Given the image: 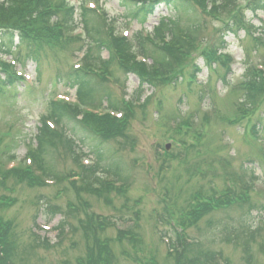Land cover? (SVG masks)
<instances>
[{"label": "rangeland", "instance_id": "obj_1", "mask_svg": "<svg viewBox=\"0 0 264 264\" xmlns=\"http://www.w3.org/2000/svg\"><path fill=\"white\" fill-rule=\"evenodd\" d=\"M250 2L194 0L188 11L159 7L135 23L120 6L121 0H65L66 6L55 12L59 19L49 44L17 49L14 64L10 57H0V223L2 231L12 226L13 237L25 253L24 264H79L86 253L92 258L88 248L93 241L76 227L81 211L73 212L76 220L69 219L62 229L58 228L62 217L45 212L48 205L60 210L76 205L75 195L81 196L89 213L98 216L93 219L96 241L108 244L112 251L109 264H173L167 257L166 240L173 237L169 215L183 218L182 211L189 213L190 207L195 209L229 189L232 200L235 197L232 206L203 216L187 233L206 251L221 252L230 264H264V252L258 251L264 240V44L254 40L264 41V10L254 13L258 7L248 6ZM80 8L106 18L110 31L132 41L135 53L141 48L134 37L140 32L149 36L159 21L166 25L170 21L180 33L175 43L187 42L189 36L193 40L183 49L172 42L178 61L157 86H145L139 92V80L125 76L119 63L101 65L100 60L107 59L105 52L95 57L94 50L91 58L82 59L85 48L81 50L83 43L75 37L79 29L74 30L81 26ZM60 26H66L65 35ZM221 38L226 49L218 53ZM147 41L143 39L142 49L144 65L149 67L151 51L155 58L160 52ZM142 60L135 57L138 63ZM5 69L23 83L11 81L5 86ZM78 72L91 74L85 77L93 88L92 108L87 109L104 114L106 94L114 103L130 108L122 139H109L100 146L75 125L74 137L64 133L76 140L83 163L95 159L91 150H99L102 168L111 164V170L120 168L119 181L126 187L115 191L125 193L112 192L108 201L76 192L63 179L79 172L78 160L61 146L50 149L46 158L48 168L60 179L54 183L43 179V185L28 158L37 147V129L48 121L54 105L76 104L74 76ZM167 144L170 148L165 152ZM12 170L23 172L29 181L6 178ZM74 186L78 189L81 183L76 180ZM210 222L225 228L211 227ZM164 232L168 235L161 237ZM119 233L132 235L134 243L119 242ZM224 235H229L228 241L222 239ZM43 240L49 249L34 246ZM245 242L250 245L251 262L244 260Z\"/></svg>", "mask_w": 264, "mask_h": 264}, {"label": "trees", "instance_id": "obj_2", "mask_svg": "<svg viewBox=\"0 0 264 264\" xmlns=\"http://www.w3.org/2000/svg\"><path fill=\"white\" fill-rule=\"evenodd\" d=\"M193 1L194 0H121L120 6L123 7L126 14L131 16L133 20L138 21L149 15L155 14L156 10L162 6L165 8L188 11L189 8L192 7ZM199 1L200 0H195L196 3ZM54 4H58L59 6ZM252 4H255L258 8H260L259 6H263L264 9V0H251L248 6ZM64 5L66 6L65 0H6L5 3L0 4V56L14 55V52H18L17 49L22 47L32 50V48L37 47V45L49 44L52 37L55 36L59 19L57 17L59 16V12L56 14L55 12L57 9L60 10L61 6ZM79 12L80 16L78 17H81L80 22L85 33V38L82 40L84 48L86 47L84 57L86 59L91 58L94 50L97 52L94 55L95 57L101 52H105L108 58L103 63H119L124 70L123 73L125 76H136L139 80L137 88L139 92H141L145 86H157L159 78L161 77L160 79H163L167 71L173 67V62L178 61L176 53H172L171 50L172 47L174 48V45L175 48L179 46L178 48L180 49L186 47L183 42L175 43V31L173 30V24L169 23L170 21H168V25L162 21L159 22V25L154 29L155 33L167 32L171 37V41H167V43L164 42L165 44L163 43L162 46L149 44L160 52V56L155 58L152 54L154 51L152 50L150 54L152 64L147 67L135 61L136 56L133 54L131 49L132 46L126 39L109 34L108 28L105 26V21V24L103 23L102 25L101 21L91 12L85 11L82 8L79 9ZM59 29L62 31V26H60ZM171 42H174V45ZM142 43V41H138V46H140L141 51L137 56L146 57L145 51L142 49ZM91 45H93L94 48H91ZM219 45L221 50L225 48L223 41H219ZM168 52L169 56L167 55ZM15 58H18L17 54ZM7 74L9 77L5 76L7 78L4 82L5 86H9L11 81L14 84L15 80L12 79L14 78L13 74L9 72ZM86 76L87 74H85V72H78L74 76L77 83L79 105L81 107L89 105L90 102L93 101V88L89 80L85 79ZM2 81L3 80L0 79V85ZM109 96V94L105 96L108 109L114 112H123V116L127 117V119L118 120L110 115L97 117L81 112L80 108L77 106L65 107L61 105V107H57L59 105H54L48 120L53 122L56 127H58V130H51L46 123L42 121L36 134L37 149L34 154L31 155L33 167L39 172L42 178H52L55 181L59 180L56 176L57 174H55L56 172L52 173L46 164V158L50 149L55 150L61 146L65 149L66 153L71 154L75 161L76 159L80 160L79 154L77 153L78 147L76 140H71L70 136L65 137L64 135V133H66L65 131H68L71 133L72 137H74L77 130H75L73 125L77 128L79 127L81 132L97 141L100 146L104 145L109 139L116 141L124 137V131L128 127L127 120L129 117L128 114H130V108H122L119 104L114 103ZM249 97L252 98L251 95ZM78 117H80L79 120H77ZM89 153L94 155L95 158L92 164H82L78 161L76 163L79 173L74 175L78 178L81 186L76 189L74 186L75 181H71L69 184L74 187L73 190L76 192L83 191L86 194L108 201L112 192H118L115 191L113 184L121 179L120 168L116 166L111 170V164L107 166V169H104L101 166L103 160L101 152L99 150H91ZM12 171L13 172L6 174L5 177L9 178L15 176L13 178H20L22 181L24 180L26 182L29 181L27 175L23 172L20 171L23 173L21 174L19 170ZM100 173H103L105 176L102 177L99 175ZM70 176L71 174L67 177L71 178ZM107 177L112 179V182L110 181L111 183L107 180ZM37 178L42 183L41 178L38 176ZM64 178H66V176ZM238 179L240 180L239 177ZM124 192L123 190L122 192H118V194L121 193L122 195ZM231 192H233V190L229 189V191H226L222 195L214 196L205 202H201L195 209L190 207L189 213L182 211L185 215L183 218L177 217L169 220L168 223L172 228L173 237L169 239L170 244L167 257L172 260L173 264H230L229 261L222 256L221 252L206 251L201 246V242L189 237L187 230L189 227L195 226L203 216L215 210L232 206L235 197L232 200ZM75 198L77 204H71L70 207L64 208V210H60V208L55 205L46 206V215L52 217L60 215L62 220L58 228L62 229L63 226L69 225V219L76 220V217L72 215L73 212L81 211L82 219H77L76 227L83 234L84 238L86 237L89 239L90 237L93 243L91 248H88L92 253V258L91 256L89 257V253H86L85 257L80 259L79 264H109L113 256L112 251H110L108 244H101L96 241L97 228L93 224V219L98 216L89 213L88 207L83 204L80 195H75ZM249 208H253V206H249ZM66 216L67 219L65 218ZM216 224L225 228L221 223L210 222L211 227H215ZM1 227H3V225L0 223V253L4 255V258L0 259V264H24L25 253L24 250H20L19 243H17L13 237L11 231L12 226L9 224L8 227H4L3 231ZM259 231L260 229L257 231L252 230L251 233H248L252 236V233L255 234ZM166 235L168 234L164 232L161 237ZM227 236L229 235H224L222 239L228 241L229 237ZM233 236L235 238L234 240L238 239L237 236ZM117 237L119 242L123 239H128L134 243L132 235L119 233ZM39 242L40 241H38V243ZM38 245L42 248H50L48 241L43 240L34 246L38 247ZM34 246L32 249H34ZM243 251L246 255L244 260L251 262L252 254L248 242L244 243ZM258 251L264 252V240L260 243ZM151 264L155 263L152 262Z\"/></svg>", "mask_w": 264, "mask_h": 264}, {"label": "water", "instance_id": "obj_3", "mask_svg": "<svg viewBox=\"0 0 264 264\" xmlns=\"http://www.w3.org/2000/svg\"><path fill=\"white\" fill-rule=\"evenodd\" d=\"M166 149L168 150L169 149V146H167Z\"/></svg>", "mask_w": 264, "mask_h": 264}]
</instances>
